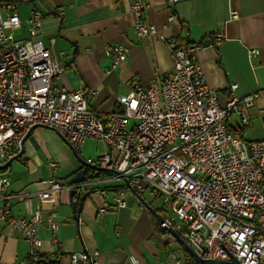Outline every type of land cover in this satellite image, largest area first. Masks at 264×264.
I'll return each instance as SVG.
<instances>
[{
	"label": "built area",
	"instance_id": "2783aa9c",
	"mask_svg": "<svg viewBox=\"0 0 264 264\" xmlns=\"http://www.w3.org/2000/svg\"><path fill=\"white\" fill-rule=\"evenodd\" d=\"M21 2L0 0V166L22 151L33 126L53 128L79 154L89 140L102 141L118 153L117 161L104 153L87 162L114 168L125 180L117 191L118 207L127 206L129 194L142 196L150 189L163 200L159 227L174 229L200 258L234 256L242 264H264V137L247 141L228 125L232 112L240 126L250 123L249 109L264 88L238 97L234 84L222 103L197 61L203 44H183L160 34L171 48L170 74L156 76L147 86L134 83L129 93L116 96L111 112L101 115L90 107L97 89L54 87V79L65 70L54 54L56 38L43 40L41 9L22 19ZM147 7V0H129L134 31L141 39L159 33L145 19ZM232 17L238 13L233 11ZM224 39L225 33L218 32L212 41ZM129 52L124 45L106 49L113 67ZM248 56L253 63L259 48H249ZM50 183L53 192L62 189L55 178ZM10 185L9 169H0V228H14L29 241L28 255L18 264L42 260L39 225L45 221L62 257L55 215L45 219L40 209L30 216L13 214L5 193ZM68 257L70 264H102L98 250L70 252ZM129 260L143 264L136 257ZM194 263L189 254L172 264Z\"/></svg>",
	"mask_w": 264,
	"mask_h": 264
},
{
	"label": "crops",
	"instance_id": "0c3cea01",
	"mask_svg": "<svg viewBox=\"0 0 264 264\" xmlns=\"http://www.w3.org/2000/svg\"><path fill=\"white\" fill-rule=\"evenodd\" d=\"M147 22L159 33L138 38L129 0H22L19 11L28 20L34 8L43 11V40L56 38L54 54L65 70L54 79L56 89L80 87L99 91L90 107L105 115L114 107L116 96L127 94L136 82L149 85L154 78L170 74L173 68L171 48L160 38H177L183 44H203L197 61L210 87L226 103L231 87L246 96L264 88V0H147ZM238 13L237 18L232 12ZM170 16L175 19L170 20ZM223 32L226 39L213 43V35ZM114 45L130 48L125 61L113 67L106 49ZM249 48H259L260 56L251 63ZM250 123L240 126L232 112L229 129L247 140L264 137V92L248 112ZM91 141V142H90ZM98 140H89L93 143ZM84 146L81 159L109 153L117 161L118 153L108 149L92 155ZM24 153L8 168L11 185L5 191L15 215L30 216L40 209L44 218L52 214L59 222L56 232L62 246L53 245L47 222L39 225L43 240L42 260L38 264H70L68 253L98 250L102 264H131L136 257L143 264H172L189 253L170 230L159 227L163 200L152 190L142 196L128 195L122 209L117 206V191L125 180L113 174L86 181L76 201L86 195L80 210L71 204L73 178L83 168L70 144L52 128L38 127L24 143ZM88 154V155H87ZM52 162L57 166L53 167ZM93 169V168H92ZM95 170V169H94ZM98 171V170H96ZM107 172V171H98ZM110 173V172H108ZM55 178L62 189L53 192ZM29 252V241L14 228H0V264H18Z\"/></svg>",
	"mask_w": 264,
	"mask_h": 264
},
{
	"label": "water",
	"instance_id": "95a60500",
	"mask_svg": "<svg viewBox=\"0 0 264 264\" xmlns=\"http://www.w3.org/2000/svg\"><path fill=\"white\" fill-rule=\"evenodd\" d=\"M40 126H33L31 129H29V131L27 132V134L25 135V138L23 140V146H22V151L15 156L14 158L10 159L9 161H7V163H5L4 165L0 166V169L4 170V169H8L12 162L19 158L20 156L23 155L24 153V143L26 142V140L28 139V137L31 135V133ZM46 127V126H45ZM47 128H51V127H47ZM53 129V128H52ZM65 139V138H64ZM66 141V140H65ZM74 153L76 154V156L79 158L81 164L83 165V168L81 170L78 171V173L75 174L74 178H73V183L76 185V187L71 189L70 192V196H71V204L73 209L76 211L77 209L80 210L81 207V203L83 201V199L86 197V195H84L80 201H76L75 197L79 192V188L82 187L81 185L85 184V179H86V172L88 168H93L95 170L98 171H107L116 175H120V173L111 167H101V166H96L93 164H90L89 162H87L84 159H81V157L79 156V153L77 151H75L73 149ZM158 220L159 222L162 221V218L158 215ZM170 232L175 235V237H177L178 241L185 247V249L188 251V253L190 254V256H194L195 258V263L194 264H242L236 257L232 256L231 260H210V259H202L200 258L196 252L194 251L193 248H191V246L174 230V229H170Z\"/></svg>",
	"mask_w": 264,
	"mask_h": 264
},
{
	"label": "trees",
	"instance_id": "16d2710c",
	"mask_svg": "<svg viewBox=\"0 0 264 264\" xmlns=\"http://www.w3.org/2000/svg\"><path fill=\"white\" fill-rule=\"evenodd\" d=\"M239 132L242 133V131H240V130H239ZM111 175L112 174L108 173V172H98V171H96V170H94L92 168H88L87 172H86L85 182L86 181H90V180H94V179H97V178H102V177H105V176H111Z\"/></svg>",
	"mask_w": 264,
	"mask_h": 264
},
{
	"label": "rangeland",
	"instance_id": "374dc122",
	"mask_svg": "<svg viewBox=\"0 0 264 264\" xmlns=\"http://www.w3.org/2000/svg\"><path fill=\"white\" fill-rule=\"evenodd\" d=\"M87 148H89V150L91 151L90 152L91 154L93 153L92 155H95L98 149H99L98 151H100V152H104L105 150L107 151L109 149V147L107 145H105V143L102 141H95L93 143H90V144H88Z\"/></svg>",
	"mask_w": 264,
	"mask_h": 264
}]
</instances>
